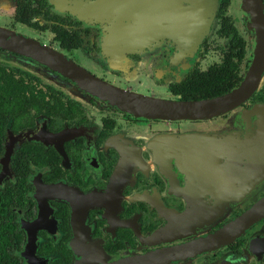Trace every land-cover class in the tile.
I'll list each match as a JSON object with an SVG mask.
<instances>
[{
	"label": "flooded vegetation",
	"instance_id": "1",
	"mask_svg": "<svg viewBox=\"0 0 264 264\" xmlns=\"http://www.w3.org/2000/svg\"><path fill=\"white\" fill-rule=\"evenodd\" d=\"M0 264H264V0H0Z\"/></svg>",
	"mask_w": 264,
	"mask_h": 264
},
{
	"label": "water",
	"instance_id": "2",
	"mask_svg": "<svg viewBox=\"0 0 264 264\" xmlns=\"http://www.w3.org/2000/svg\"><path fill=\"white\" fill-rule=\"evenodd\" d=\"M252 84L250 78L246 80V82L240 88L233 90L232 93L221 97L219 99L214 100H203V101H185V102H177V103H165V105H161V107H150L144 105V100L141 97L136 96L134 94H125L117 95V100L119 105L123 108L142 115H148L156 110L161 108V114L165 115H174V116H196L200 113L206 112L208 109L212 107H218L220 105H227L228 103L235 104L239 97L240 92L244 93L250 89V85Z\"/></svg>",
	"mask_w": 264,
	"mask_h": 264
}]
</instances>
